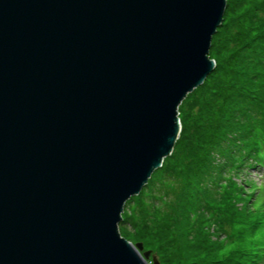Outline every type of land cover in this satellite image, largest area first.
<instances>
[{
  "label": "water",
  "instance_id": "water-1",
  "mask_svg": "<svg viewBox=\"0 0 264 264\" xmlns=\"http://www.w3.org/2000/svg\"><path fill=\"white\" fill-rule=\"evenodd\" d=\"M225 7L0 0V264H148L121 214L173 152Z\"/></svg>",
  "mask_w": 264,
  "mask_h": 264
},
{
  "label": "rangeland",
  "instance_id": "rangeland-1",
  "mask_svg": "<svg viewBox=\"0 0 264 264\" xmlns=\"http://www.w3.org/2000/svg\"><path fill=\"white\" fill-rule=\"evenodd\" d=\"M215 66L178 107L181 130L140 193L121 238L148 264H264V0H226Z\"/></svg>",
  "mask_w": 264,
  "mask_h": 264
},
{
  "label": "trees",
  "instance_id": "trees-1",
  "mask_svg": "<svg viewBox=\"0 0 264 264\" xmlns=\"http://www.w3.org/2000/svg\"><path fill=\"white\" fill-rule=\"evenodd\" d=\"M262 167H264V150L258 149L257 157H255L254 159L252 158L250 160V166H248L247 168L249 170H252L253 168H262ZM123 224H124L123 220L121 219L119 226H123ZM263 260H264V258H263Z\"/></svg>",
  "mask_w": 264,
  "mask_h": 264
}]
</instances>
